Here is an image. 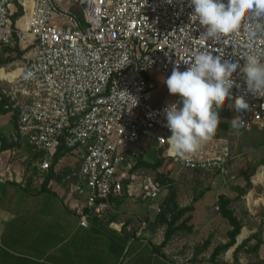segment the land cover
I'll list each match as a JSON object with an SVG mask.
<instances>
[{"label": "built area", "instance_id": "2783aa9c", "mask_svg": "<svg viewBox=\"0 0 264 264\" xmlns=\"http://www.w3.org/2000/svg\"><path fill=\"white\" fill-rule=\"evenodd\" d=\"M14 1L0 0V59L23 47L26 61L20 69L0 66V109L15 116L17 139L44 152L35 175L40 183L60 147L79 155L69 189L89 188L77 209L82 225L125 192L161 211L160 195L171 183L143 166L131 170L149 138L182 168L228 173L231 151L216 134L187 161L170 152L164 108L180 97L168 101L162 87L155 93L149 75L170 76L177 65L184 71L202 52L242 66L246 55L264 53V34L250 36L245 22L236 34L207 38L190 20V0H34L15 20ZM233 80L225 107L244 120L243 128L264 127V92L248 91L239 69ZM237 96L248 110L235 111ZM148 224L137 219L139 232Z\"/></svg>", "mask_w": 264, "mask_h": 264}, {"label": "crops", "instance_id": "0c3cea01", "mask_svg": "<svg viewBox=\"0 0 264 264\" xmlns=\"http://www.w3.org/2000/svg\"><path fill=\"white\" fill-rule=\"evenodd\" d=\"M33 1L15 0L11 5L13 17L29 11ZM25 53L23 47L3 52L0 66L20 69ZM167 77L159 71L149 75L155 93ZM16 126L15 116L0 109V264H264V216L257 218L258 224L243 219L233 209V201L230 208L242 228L236 243L215 259H211L214 248L229 240L227 232L232 228L225 216L224 221L215 216L202 226L192 222L194 230L187 239L195 236L196 241H189V247L175 246L174 239L185 236L178 233L158 250L165 226L140 232L137 227L139 217L152 221L156 216L152 201L125 192L111 197V208L100 216H89L88 225H82L77 209L78 204L85 206L89 188L85 186L83 194L69 189L79 167V155L67 152L53 163L54 177L43 189V183L35 179L39 151L26 140L17 139ZM261 172L252 175L254 183H260ZM28 177L31 182L27 185ZM210 212L215 213L213 208ZM254 233L261 238L258 250L243 249L235 261L236 247ZM255 242L253 237L249 245Z\"/></svg>", "mask_w": 264, "mask_h": 264}, {"label": "clouds", "instance_id": "9594fccd", "mask_svg": "<svg viewBox=\"0 0 264 264\" xmlns=\"http://www.w3.org/2000/svg\"><path fill=\"white\" fill-rule=\"evenodd\" d=\"M190 6V20L203 26L207 38L236 34L245 22L250 36L264 34V0H190ZM186 65L184 71L177 65L163 81L171 95L180 97L167 105L164 113L171 132L167 137L170 151L185 161L215 136L221 123L218 110L232 99L233 74L238 69L248 91L257 95L264 92V53L246 55L241 66L202 52ZM233 107L239 113L248 110L249 104L237 96ZM231 125L240 128L245 122L238 115Z\"/></svg>", "mask_w": 264, "mask_h": 264}, {"label": "rangeland", "instance_id": "374dc122", "mask_svg": "<svg viewBox=\"0 0 264 264\" xmlns=\"http://www.w3.org/2000/svg\"><path fill=\"white\" fill-rule=\"evenodd\" d=\"M15 20V17H13ZM161 92H167L166 99L172 100L175 96L171 95L164 85ZM236 117L233 110L224 107L220 111V119L223 122H228L230 127L223 131L222 128L217 129L223 142L228 144L231 151V159L229 161V171L227 174H219L218 172H211L202 169H189L182 168L173 158H168L164 154L165 148L155 142L154 139L149 138L144 145H140V154L136 156L137 159L149 158L155 161L158 157L164 158V163L159 168H152L143 166L141 169L150 171L152 174L161 177L164 175L168 178L167 182L176 189L177 201L180 205H187L192 202L195 196H200L201 192L204 195L196 201V208L193 212V220L196 226L203 225L206 221L217 216L218 221L225 220L224 216L220 213V209L215 206L219 205V196L225 195L233 198L232 206L241 218L253 221L258 224L257 218L264 216V173H260L258 178L260 183L252 181V175L258 171L264 170V164L261 160L264 159V127L255 126L251 129L243 127L233 128L231 120ZM136 158H131L134 161ZM250 178L252 185L249 191L238 196L236 190L237 186L246 188V179ZM166 182V183H167ZM170 186H165L159 201L168 194ZM213 208L215 213H211L210 209ZM251 208V209H249ZM165 229L161 232L164 234ZM187 232H182V235L174 239L175 246L189 247V241H196V237L187 239ZM183 242V243H182ZM184 250V249H183Z\"/></svg>", "mask_w": 264, "mask_h": 264}, {"label": "trees", "instance_id": "16d2710c", "mask_svg": "<svg viewBox=\"0 0 264 264\" xmlns=\"http://www.w3.org/2000/svg\"><path fill=\"white\" fill-rule=\"evenodd\" d=\"M21 8V7H20ZM18 15H21V12L18 13ZM17 15V16H18ZM221 111V110H218ZM230 127L228 122L221 121L219 128H222L223 131H226ZM216 135L219 136L220 134L216 132ZM163 149V147H160ZM39 151V150H38ZM68 150L64 149L63 147H60L57 152L51 157L52 159V165L53 163H56L59 158L66 154ZM40 158L44 156L43 151H39L37 154ZM164 163L163 157H158L155 161L150 160L149 158H140L137 159L134 166L132 167V171L137 169L140 166H147L152 168H159ZM261 163L264 164V159L261 160ZM36 171V170H35ZM264 173V170H262L261 174ZM54 177L53 171L50 169L48 171V174L45 176V179L42 184V188L45 189L47 184L49 183L50 179ZM159 179L166 183L168 181V178H166L164 175L159 177ZM31 179L28 177L27 185L30 184ZM246 188L237 186L236 190L238 192V196H242L246 194L249 191V188L252 185V182L249 177L246 179ZM170 188L168 190V194L161 202V211L156 214V216L153 218L152 221L149 220V228L151 230L156 229L159 226L164 225L165 231H164V239L163 241L156 246L158 250H161L163 247H165L168 242L178 233L187 232L192 233L194 230V224L192 223L193 220V212L196 208V201H198L203 195L204 192H201L200 196H195L192 199V202L187 205H180L177 201V192L174 187L169 185ZM219 206L220 211L223 216H225L230 224L232 225V228L228 230L227 236L229 237V240L226 243H220L218 244L211 255V259H215L217 255L220 253L226 251L231 246H233L236 243V238L238 234L241 231L242 224L241 220L234 214V211L230 208V203L233 201V198L231 197H225L224 195L219 196ZM256 238V242L253 245H249L252 238ZM261 243V238L259 236V233H254L252 236L244 239L235 249L234 251V258L235 261L238 260V254L243 249H248L252 251H257L259 248V245ZM247 246V248H245Z\"/></svg>", "mask_w": 264, "mask_h": 264}, {"label": "bare ground", "instance_id": "6f19581e", "mask_svg": "<svg viewBox=\"0 0 264 264\" xmlns=\"http://www.w3.org/2000/svg\"><path fill=\"white\" fill-rule=\"evenodd\" d=\"M171 152V151H170Z\"/></svg>", "mask_w": 264, "mask_h": 264}]
</instances>
